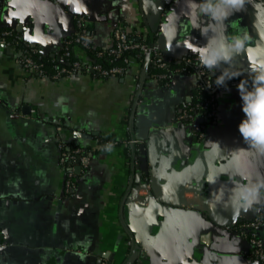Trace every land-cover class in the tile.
<instances>
[{
	"label": "crops",
	"instance_id": "obj_1",
	"mask_svg": "<svg viewBox=\"0 0 264 264\" xmlns=\"http://www.w3.org/2000/svg\"><path fill=\"white\" fill-rule=\"evenodd\" d=\"M184 3L0 0V26L55 59L79 16L97 47L124 23L136 41L169 57H202L206 39L192 30ZM227 22L230 33L248 36L232 66L264 76V13L246 4ZM21 60L20 50L0 46V264H259L240 229L264 215V195L239 210L231 198L238 183L264 178V152L238 131L237 86L218 95V119L199 139L197 124L180 119L194 74L160 82L145 57L122 77L52 80L26 72ZM104 139L118 146L104 147ZM65 146L85 153L70 195Z\"/></svg>",
	"mask_w": 264,
	"mask_h": 264
},
{
	"label": "built area",
	"instance_id": "obj_2",
	"mask_svg": "<svg viewBox=\"0 0 264 264\" xmlns=\"http://www.w3.org/2000/svg\"><path fill=\"white\" fill-rule=\"evenodd\" d=\"M93 33L89 29V20L85 16H79L75 20V29L71 37L64 41L62 53L53 65L48 69L45 59L48 57L38 46L26 42L20 35L10 29L0 30V46H12L22 53V68L41 79H70L76 76H92L94 78H116L125 76L134 63L142 62L145 57L151 58L154 68L162 71L155 78L160 81H168L173 75L190 74L187 68L174 69V64L185 62L194 66V74L197 77L196 92L208 94L209 97L199 103L191 102L185 106L180 114V119L189 124H197L194 132L196 138L204 139L207 126L218 119V95L225 89L214 84L215 75L203 64L201 56L194 61L183 57L174 59L154 49L146 40L136 41L124 23H120L113 31L111 42L108 46L100 48L93 42ZM90 52L89 60L84 61L76 57L73 48ZM240 78L230 80L228 87L237 86L246 82L252 86L257 76L250 71H240ZM256 75V76H255ZM141 88L138 83L137 89ZM193 99V97H192ZM109 146H118L112 141ZM85 160L83 150L75 149L71 152L64 151L62 147L60 164L65 169L64 191L72 194L77 187L75 179V165ZM264 226V215L257 216L243 223L240 233L249 241L251 252L259 264H264V240L260 236V230ZM229 229V228H228ZM230 230V229H229Z\"/></svg>",
	"mask_w": 264,
	"mask_h": 264
},
{
	"label": "clouds",
	"instance_id": "obj_3",
	"mask_svg": "<svg viewBox=\"0 0 264 264\" xmlns=\"http://www.w3.org/2000/svg\"><path fill=\"white\" fill-rule=\"evenodd\" d=\"M251 4L255 14L264 13V0H185L182 11L192 22V30H199L206 39L201 57L203 64L215 74L214 84L228 90V82L240 78L241 73L232 66L236 54L245 50L247 34L237 29L229 32V17L245 10ZM170 15L180 17L172 9ZM203 21V23L201 22ZM195 82V79L193 80ZM244 114L238 125L243 140L259 152H264V76H257L251 87L246 82L237 85ZM264 195V178L238 183L232 193L233 206L249 209Z\"/></svg>",
	"mask_w": 264,
	"mask_h": 264
},
{
	"label": "trees",
	"instance_id": "obj_4",
	"mask_svg": "<svg viewBox=\"0 0 264 264\" xmlns=\"http://www.w3.org/2000/svg\"><path fill=\"white\" fill-rule=\"evenodd\" d=\"M4 29H5V28H2V27L0 26V30H4ZM88 54L91 55L90 52H88ZM197 56H198L197 54H189V55H187V56H185V57H186L187 59L191 60V61H194V59H195ZM54 60H56V59L53 58V57H50V56H48V57L45 59L46 67H48V69L53 65ZM173 67H174V69H177V68H178V69H181V68H184V67H185V68L188 69V71L190 72V74L193 73V71H194V66H193L192 64H186L185 62L180 63V64H174ZM161 72H162V71H160V70L154 68L153 64H151V67H150V70H149V75L156 76L157 74H159V73H161ZM216 73H217V72H216ZM256 75H258V74H256ZM256 75H255V76H256ZM229 83H230V81L228 82V84H229ZM208 97H209V95L206 94V93H204V94H199V93H197V92L195 91L191 103H192V104L199 103L200 101H203V100L207 99ZM112 141H113V140H110V139H104V140L102 141V142H103V146H104V147H108V146H109V143L112 142ZM73 149H74V148L67 147V146L64 147V151H66V152H71V151H73ZM83 154H85V153L83 152Z\"/></svg>",
	"mask_w": 264,
	"mask_h": 264
},
{
	"label": "water",
	"instance_id": "obj_5",
	"mask_svg": "<svg viewBox=\"0 0 264 264\" xmlns=\"http://www.w3.org/2000/svg\"><path fill=\"white\" fill-rule=\"evenodd\" d=\"M78 167H77V170H79L81 167H80V160L78 161Z\"/></svg>",
	"mask_w": 264,
	"mask_h": 264
}]
</instances>
